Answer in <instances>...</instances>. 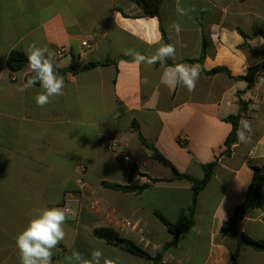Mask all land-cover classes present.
Instances as JSON below:
<instances>
[{"label": "crops", "instance_id": "crops-1", "mask_svg": "<svg viewBox=\"0 0 264 264\" xmlns=\"http://www.w3.org/2000/svg\"><path fill=\"white\" fill-rule=\"evenodd\" d=\"M178 4L186 14H178ZM173 22L183 28L179 35L171 30ZM157 32L162 43L176 48L175 59L165 66H200L194 92L164 86L161 64L137 65L125 54H153L159 45L146 41ZM88 36L94 45L83 49L80 43ZM33 43L47 47L56 72L72 58L100 64L58 74L65 80L64 95L41 108L35 103L38 84L16 91L34 74L28 60L18 70L7 67L12 51L27 58ZM58 49L61 57L55 56ZM262 54L264 0H162L157 17H145L131 0H0V264H20L16 236L38 209L65 199L78 218H67L66 238L53 249V264H69L73 251L91 258L97 248L115 264H152L97 238L98 228L115 230L151 257L161 254L159 264H264V252L247 247L232 261L238 234L264 240V187L262 205L247 209L233 232L220 231L245 200L250 166L264 160V82L248 86L225 73L206 74L222 67L233 77L244 76L263 61ZM239 100L246 110L238 129L248 120L253 132L225 155L231 131L225 118L239 112ZM102 135H115L118 146L101 147ZM142 141L193 181L203 178L204 165L214 164L196 195L192 226L166 249L173 234L159 215L177 227L184 224L193 186L153 159ZM132 168L143 175L135 179L146 188L110 187L126 185Z\"/></svg>", "mask_w": 264, "mask_h": 264}, {"label": "clouds", "instance_id": "clouds-1", "mask_svg": "<svg viewBox=\"0 0 264 264\" xmlns=\"http://www.w3.org/2000/svg\"><path fill=\"white\" fill-rule=\"evenodd\" d=\"M177 11L180 15L186 14V10L180 8L179 4ZM153 23H158L155 18ZM171 30L179 35L183 28L179 23L173 22ZM210 40L213 44L215 43L214 36H210ZM161 41L162 36L157 32L156 39L146 41L150 46L159 45L153 54L143 55L131 51L125 54L132 55L137 65L161 64L164 70L160 82L164 86L170 89L183 86L189 93L194 92L201 75L200 66L188 63H174L171 66H165V62L169 58L175 59L176 48L171 43H162ZM26 54L28 66L34 75L25 83L17 85L16 91L23 93L38 84L40 91L35 96V103L43 108L52 103L56 97L64 95L65 80L62 76L57 75L53 58L47 47H39L33 43L28 46ZM142 83L147 85L149 81L145 78ZM252 132L251 122L241 120L240 128L237 130L238 141L247 143ZM67 216V210L59 207H44L37 210L36 215L29 220L27 226L15 238L20 264H53V249L66 238ZM102 259L103 264H115V261L104 258L103 250L99 248L92 251L91 258H85L75 251L68 258L69 264H101Z\"/></svg>", "mask_w": 264, "mask_h": 264}, {"label": "trees", "instance_id": "trees-1", "mask_svg": "<svg viewBox=\"0 0 264 264\" xmlns=\"http://www.w3.org/2000/svg\"><path fill=\"white\" fill-rule=\"evenodd\" d=\"M131 1H133L141 8L143 15L145 17H157L159 15V9L162 0H131ZM262 57H263V61L255 66L250 67L244 76L233 77L231 76L228 70L222 67L213 68L212 70L206 72V74L214 75L218 73H225L229 78L235 81H244L247 83L248 86H250L264 72V54H262ZM26 62H27V58L22 53L12 51L7 59V67L10 71H15L23 67L26 64ZM99 64L100 63H85L79 61L76 58H72L70 64L67 67L60 69L56 73L57 75L66 74V73L75 74L81 71L94 68ZM239 107H240L239 112L236 115H230L225 118V120L231 124V131L224 141V146L226 149L224 152L225 155L229 154L230 147L233 144H235L237 141V130H238L239 120L246 110L245 105L240 100H239ZM132 126L133 129H136V126L134 124ZM142 144L148 150L151 151V156L153 159L168 166L171 169L176 179L187 180L191 182L193 186L192 202L189 206L188 214L184 224L177 227L172 223H170L169 221H167L164 217L159 215V218L162 221V223L167 227L168 231L171 234H173L172 240L164 245V248L166 249L170 246H174L176 244L177 236L187 231L192 226L196 195L211 178L212 167L214 166V164L204 165L202 167L204 172L203 178L200 181H193L192 179L179 174L174 169V167L151 145L146 144L144 141H142ZM250 168L252 170V179L248 186L245 200L243 204L236 209L234 216L228 221L223 223L220 229L222 234H226L227 232H233L235 225L239 222V220L241 219V217L243 216L244 212L247 209L259 208L262 205L263 202L262 189L264 187V160L262 161L261 165L259 166L251 165ZM138 176H143V175L139 174L135 168H132L130 170V177L128 178L126 185L119 186L113 184L110 185V187L123 192H139L144 188H146L147 185L146 184L139 185L138 181L135 179ZM94 234L97 238L102 239L109 244L118 246L119 248L123 249L126 252L149 259L152 262V264H159L160 262L161 254H157L154 257H151L149 253L141 246H139L130 239L123 238L122 236H120V234H118L115 230L111 228H98L95 230ZM237 238H238V247L234 252V254L232 255L233 263L235 261L238 252L242 247H247L255 251L264 252V240H258V241L253 240L244 234H238Z\"/></svg>", "mask_w": 264, "mask_h": 264}, {"label": "built area", "instance_id": "built-area-1", "mask_svg": "<svg viewBox=\"0 0 264 264\" xmlns=\"http://www.w3.org/2000/svg\"><path fill=\"white\" fill-rule=\"evenodd\" d=\"M94 45V39L91 36L85 37L81 43L80 47L83 49H88ZM63 51L61 49H58L55 51V56L56 57H61ZM259 81L264 82V72L257 78ZM183 140V139H181ZM119 144L118 138L115 135H102L99 139V145L105 149L113 150L115 149ZM123 165L126 166L127 160L123 159L122 160ZM79 189H82L83 183L80 181L78 183ZM70 200H64L60 205H57L55 207L63 208L67 210L68 216L67 218L76 220L78 218V211H74L70 205ZM91 208L95 207L94 203H91L90 205Z\"/></svg>", "mask_w": 264, "mask_h": 264}]
</instances>
